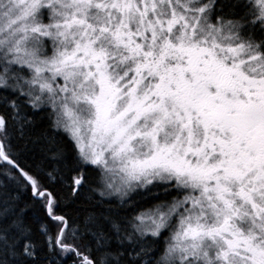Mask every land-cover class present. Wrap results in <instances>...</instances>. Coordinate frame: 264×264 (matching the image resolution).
Wrapping results in <instances>:
<instances>
[{
	"label": "snow or ice",
	"instance_id": "obj_1",
	"mask_svg": "<svg viewBox=\"0 0 264 264\" xmlns=\"http://www.w3.org/2000/svg\"><path fill=\"white\" fill-rule=\"evenodd\" d=\"M0 264H264V0H0Z\"/></svg>",
	"mask_w": 264,
	"mask_h": 264
}]
</instances>
